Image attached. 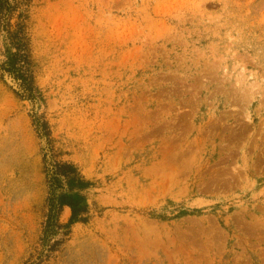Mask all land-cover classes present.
I'll use <instances>...</instances> for the list:
<instances>
[{"label": "rangeland", "instance_id": "1", "mask_svg": "<svg viewBox=\"0 0 264 264\" xmlns=\"http://www.w3.org/2000/svg\"><path fill=\"white\" fill-rule=\"evenodd\" d=\"M20 1L38 98L0 78V264L40 249L33 118L91 182L40 264H264V0Z\"/></svg>", "mask_w": 264, "mask_h": 264}, {"label": "trees", "instance_id": "2", "mask_svg": "<svg viewBox=\"0 0 264 264\" xmlns=\"http://www.w3.org/2000/svg\"><path fill=\"white\" fill-rule=\"evenodd\" d=\"M22 3L20 0H0V33L10 49L7 59L0 65V78L8 79L13 92L34 105L38 93L30 71L29 43L23 21L25 17L19 11ZM32 126L41 141L46 195L38 237L40 249L33 260H27L24 264H40L48 260L67 240L73 223H86L90 219L84 190L91 182L84 178L76 164L57 159L53 154L48 125L44 119L33 118ZM65 208L67 216L62 221L60 214Z\"/></svg>", "mask_w": 264, "mask_h": 264}, {"label": "water", "instance_id": "3", "mask_svg": "<svg viewBox=\"0 0 264 264\" xmlns=\"http://www.w3.org/2000/svg\"><path fill=\"white\" fill-rule=\"evenodd\" d=\"M7 81H9L8 79H6ZM10 82V81H9Z\"/></svg>", "mask_w": 264, "mask_h": 264}]
</instances>
